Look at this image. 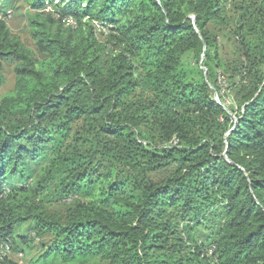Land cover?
<instances>
[{
  "label": "trees",
  "instance_id": "obj_1",
  "mask_svg": "<svg viewBox=\"0 0 264 264\" xmlns=\"http://www.w3.org/2000/svg\"><path fill=\"white\" fill-rule=\"evenodd\" d=\"M24 1L42 58L1 11L0 85L4 61L16 85L0 101V241L52 235L34 264H264V0ZM230 23L243 85L226 108L208 27Z\"/></svg>",
  "mask_w": 264,
  "mask_h": 264
},
{
  "label": "rangeland",
  "instance_id": "obj_2",
  "mask_svg": "<svg viewBox=\"0 0 264 264\" xmlns=\"http://www.w3.org/2000/svg\"><path fill=\"white\" fill-rule=\"evenodd\" d=\"M1 11L8 12L6 20L11 31L19 36L21 41L40 58L42 55L37 51L35 41L30 32L28 16L32 13V9L28 4L24 0H2L0 1V13L3 14ZM46 11H52L51 5H48ZM65 24L73 25L74 22L67 20ZM208 28L210 31L216 32L217 34L219 57L224 65L223 68L219 69L221 74L218 80L219 85L217 87L211 85L210 94L217 102L221 103L226 108H232L233 104L239 100L238 88H241L243 85L241 80L243 71H237L240 67L239 63L242 60L240 45L237 37L232 33L231 23L229 26L225 27L209 25ZM95 30L97 37L101 41L106 42L108 40L109 33L106 28L97 25ZM203 59L204 55L200 57V65ZM1 72L3 82L2 85H0V101L4 96L12 93L16 85V73L13 64L4 61ZM233 74H235L234 77H231ZM51 210V212L60 214L63 210V206L54 205L51 207ZM30 227L31 223L28 222L21 226L17 232L22 235L29 234ZM212 228L214 231L213 222L210 221L197 229L195 228L192 231V236L199 242H209V240L212 239ZM191 230L192 228L189 227L186 229L188 233H190ZM29 236V241L25 243L21 240H16V243H13L15 248L12 246L8 257L0 259V264H34V262L42 260L47 249L53 246L54 237L52 235H46L44 238L40 239L35 236L34 232L30 233ZM56 264H59V260ZM76 264H109V262L99 256L87 261L80 260Z\"/></svg>",
  "mask_w": 264,
  "mask_h": 264
},
{
  "label": "built area",
  "instance_id": "obj_3",
  "mask_svg": "<svg viewBox=\"0 0 264 264\" xmlns=\"http://www.w3.org/2000/svg\"><path fill=\"white\" fill-rule=\"evenodd\" d=\"M177 143V141H175ZM12 245L9 240L7 241H0V259L8 257L9 253L11 252Z\"/></svg>",
  "mask_w": 264,
  "mask_h": 264
}]
</instances>
